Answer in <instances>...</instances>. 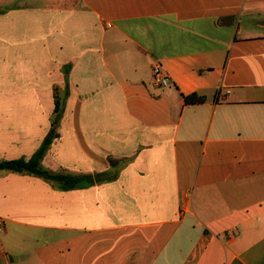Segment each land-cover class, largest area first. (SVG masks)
Returning <instances> with one entry per match:
<instances>
[{
  "label": "crops",
  "instance_id": "obj_1",
  "mask_svg": "<svg viewBox=\"0 0 264 264\" xmlns=\"http://www.w3.org/2000/svg\"><path fill=\"white\" fill-rule=\"evenodd\" d=\"M0 8V162L38 150L66 82L41 165L104 174L1 171L0 264H264V0Z\"/></svg>",
  "mask_w": 264,
  "mask_h": 264
},
{
  "label": "trees",
  "instance_id": "obj_2",
  "mask_svg": "<svg viewBox=\"0 0 264 264\" xmlns=\"http://www.w3.org/2000/svg\"><path fill=\"white\" fill-rule=\"evenodd\" d=\"M64 89L60 91L57 88L53 89V113L50 120V129L48 134L43 139L38 150L29 159H15L6 160L0 162V172H11L17 174H26L41 178L59 190H71L79 187H86L96 182L104 180V174H95L94 176H74L65 172H53L45 169L41 165V160L53 139H55L57 134L58 123L61 119L63 107L66 99L67 84L65 82ZM186 103H201L204 101L203 96H197L196 94H190L188 96H183ZM119 161L109 159V163L115 166ZM111 178H114L111 177Z\"/></svg>",
  "mask_w": 264,
  "mask_h": 264
},
{
  "label": "built area",
  "instance_id": "obj_3",
  "mask_svg": "<svg viewBox=\"0 0 264 264\" xmlns=\"http://www.w3.org/2000/svg\"><path fill=\"white\" fill-rule=\"evenodd\" d=\"M151 71H152L153 80L156 85L160 87H167L171 85L170 77L161 70L160 65L158 64L153 65ZM0 227H1V222H0Z\"/></svg>",
  "mask_w": 264,
  "mask_h": 264
},
{
  "label": "rangeland",
  "instance_id": "obj_4",
  "mask_svg": "<svg viewBox=\"0 0 264 264\" xmlns=\"http://www.w3.org/2000/svg\"><path fill=\"white\" fill-rule=\"evenodd\" d=\"M6 8H0V13H4V10H5ZM43 167V166H42Z\"/></svg>",
  "mask_w": 264,
  "mask_h": 264
}]
</instances>
